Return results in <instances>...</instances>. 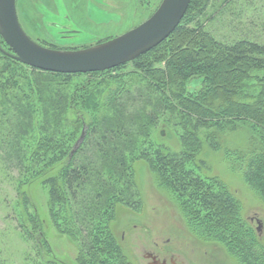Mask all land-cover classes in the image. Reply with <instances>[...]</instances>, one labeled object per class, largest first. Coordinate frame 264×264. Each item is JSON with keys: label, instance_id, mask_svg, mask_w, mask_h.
<instances>
[{"label": "trees", "instance_id": "obj_1", "mask_svg": "<svg viewBox=\"0 0 264 264\" xmlns=\"http://www.w3.org/2000/svg\"><path fill=\"white\" fill-rule=\"evenodd\" d=\"M254 9L261 14L256 19L248 13ZM216 17L233 35L207 28ZM257 25L264 32V0H190L166 40L103 71H44L0 52L1 161L18 171L27 172V162L30 168L42 163L37 173L53 169L42 181L49 215L77 243V264H130L108 222L116 205L141 206L133 157L146 161L158 184L175 195L192 232L220 243L238 264H264V245L241 216L240 202L216 176H201L197 168L205 162L195 161L201 133L207 147L218 150L223 129L238 122L264 128V76L257 79L255 95L246 92L252 73L264 71V41L248 29ZM0 44L7 47L1 37ZM127 64L137 78L133 83L121 77ZM72 76L85 80L71 85ZM193 78L201 86L188 93L185 85ZM37 110L39 138L28 152L23 140L34 129ZM167 111L181 126L180 150L162 144L140 148ZM230 155L264 204V151L226 153L229 162Z\"/></svg>", "mask_w": 264, "mask_h": 264}, {"label": "rangeland", "instance_id": "obj_2", "mask_svg": "<svg viewBox=\"0 0 264 264\" xmlns=\"http://www.w3.org/2000/svg\"><path fill=\"white\" fill-rule=\"evenodd\" d=\"M160 1L16 0L15 6L20 26L30 39L43 47L66 51L87 48L122 34L147 19ZM236 10H233L234 14L239 11ZM248 13L255 19L261 15L255 9ZM226 24L216 17L207 28L218 35H233ZM248 29L253 32L252 36L264 41L260 25ZM164 45L160 49L165 48ZM0 47L9 51L2 44ZM3 63L0 54V69ZM126 66L120 69L121 77L132 83L137 81L131 66ZM25 73L29 76L28 70ZM15 74L19 75L17 71ZM263 76V70L252 73L248 81L250 87L246 89L250 97L258 91L257 79ZM84 80L85 76H72L71 85ZM200 86V79L193 78L186 83L185 89L195 93ZM69 115L72 117V112ZM40 121L37 110L34 129L23 140L28 152L35 148L34 142L39 138L37 126ZM181 133L174 112L167 111L157 125L151 127L148 139L139 147L162 144L171 151H179ZM262 135L264 128L254 129L250 122H238L233 129L220 131L219 149L211 150L201 133L203 143L195 161L205 162V168H197L201 176H216L225 184L240 202L241 216L250 225L255 228L254 219L260 223L258 239L264 245V204L245 184L241 163L232 160L233 155L229 156V162L226 156V153L240 156L251 151H264ZM31 165L27 162V172L25 169L18 171L6 167L0 157V264H77V243L61 229L57 230L49 215L47 187L42 181L53 169L37 173L42 163L34 168H30ZM131 168L141 206L132 210L116 205L108 222L116 243L130 264H149V254L164 259L166 264H170V259L174 264H238L220 243L191 231L179 201L168 188L158 184L146 161L133 157ZM61 227L65 231L68 229L67 224Z\"/></svg>", "mask_w": 264, "mask_h": 264}, {"label": "water", "instance_id": "obj_3", "mask_svg": "<svg viewBox=\"0 0 264 264\" xmlns=\"http://www.w3.org/2000/svg\"><path fill=\"white\" fill-rule=\"evenodd\" d=\"M15 2L0 0V37L9 49L0 47L3 54L44 71L88 73L131 61L167 38L181 21L190 0H161L147 19L122 34L87 48L66 51L49 49L30 39L20 26ZM253 223L259 234L260 223L256 219Z\"/></svg>", "mask_w": 264, "mask_h": 264}, {"label": "flooded vegetation", "instance_id": "obj_4", "mask_svg": "<svg viewBox=\"0 0 264 264\" xmlns=\"http://www.w3.org/2000/svg\"><path fill=\"white\" fill-rule=\"evenodd\" d=\"M150 255H151L150 262H152L153 264H166V261L164 259L159 260L155 255H152V254H150ZM169 263L174 264L172 259L169 260Z\"/></svg>", "mask_w": 264, "mask_h": 264}]
</instances>
